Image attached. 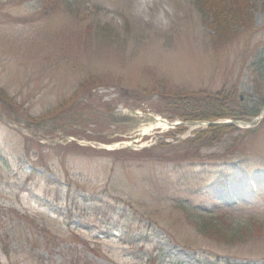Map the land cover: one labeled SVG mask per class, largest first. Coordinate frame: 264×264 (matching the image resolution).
<instances>
[{
	"label": "rangeland",
	"instance_id": "obj_1",
	"mask_svg": "<svg viewBox=\"0 0 264 264\" xmlns=\"http://www.w3.org/2000/svg\"><path fill=\"white\" fill-rule=\"evenodd\" d=\"M128 1L0 0V264H264V114L198 150L187 142L207 127L143 135L117 111L178 123L169 95L226 81L257 103L245 63L264 46V0H250L254 33L216 45L227 5ZM199 157L250 165L258 181L222 203L219 189L197 195L176 169ZM211 218L256 239L213 242L194 227Z\"/></svg>",
	"mask_w": 264,
	"mask_h": 264
},
{
	"label": "trees",
	"instance_id": "obj_2",
	"mask_svg": "<svg viewBox=\"0 0 264 264\" xmlns=\"http://www.w3.org/2000/svg\"><path fill=\"white\" fill-rule=\"evenodd\" d=\"M205 1H208L214 9L222 6L220 4H223V6L227 5L230 9L229 12L224 13V16L220 15L215 18L216 37L214 38L218 39V41H214L215 45L224 40V38L223 43L229 42L233 37L235 39L237 36H240L241 32L252 34L256 31L252 13L249 12L250 0ZM245 67L248 69L250 76L253 77L255 91L258 92V89H260L259 93H263L262 95L258 94L257 103L249 104L246 101L238 99L237 88L239 87V83H227L226 81L222 89L214 93L202 90L196 93L185 91L169 95L170 102L173 105L169 120L176 119L181 122H217L230 119L232 121L249 122L250 120L247 119L257 117L264 106V46L253 49L248 55ZM262 122H264V117ZM177 130L180 131L179 133L184 131L179 126L176 130H172V133H175ZM249 131L250 129L239 130V128L231 125L210 127L198 133L196 138L188 140V144H186L199 150L202 147L214 146L222 140L227 141L229 139L227 135L232 132H245V135H247L250 133ZM200 158L186 160L188 161L187 163L190 162L192 164L189 165V169H186L183 163L177 164L176 173L187 175L189 184L195 187L194 193L202 197L211 198L219 189L224 192V196L218 200L222 203L225 195H229L231 184L234 187L235 194H237L241 184L253 185L258 181L253 174L254 172L251 169H246L252 168L248 164V166L240 167L239 162L228 161L222 157L221 160L215 159L209 161ZM243 162L241 160V163ZM236 178L239 179L237 182ZM241 179L243 180L241 181ZM218 223V220L214 218L208 220L202 219L195 222L194 227L205 238L226 246L248 245L256 239L255 235L258 233L256 229L252 230L244 227L225 230L224 224ZM132 243L130 241L126 245H131Z\"/></svg>",
	"mask_w": 264,
	"mask_h": 264
},
{
	"label": "water",
	"instance_id": "obj_3",
	"mask_svg": "<svg viewBox=\"0 0 264 264\" xmlns=\"http://www.w3.org/2000/svg\"><path fill=\"white\" fill-rule=\"evenodd\" d=\"M0 103H2V100L1 99H0ZM263 113H264V107L261 110L260 115H262ZM153 118L154 117H152V116H145L142 119L135 120V119H131V118H126L125 116L124 117H120V119H121L122 122H124V123L125 122H128L129 124H131L132 127L142 126V125H145L147 123H150V122L153 121ZM14 119L17 122H20L16 117H14ZM164 122L167 123V127L170 128V129L171 128L173 129L176 126L180 125V124H177V123L172 124V123H168L166 121H164ZM20 123H22V122H20ZM228 123L230 125H234V124L235 125L236 124H242V125H245V126H251L252 125V123L247 124V123H244V122H241V121H238L237 122V121H229V120H228V122H225L223 124H228ZM187 124H189V125H197L198 124V126H207V127H210V126H215V125H221L222 123H220V122H216V123H208V122H188ZM38 125H39V123L36 124V126H38Z\"/></svg>",
	"mask_w": 264,
	"mask_h": 264
},
{
	"label": "bare ground",
	"instance_id": "obj_4",
	"mask_svg": "<svg viewBox=\"0 0 264 264\" xmlns=\"http://www.w3.org/2000/svg\"><path fill=\"white\" fill-rule=\"evenodd\" d=\"M126 1L129 2L128 0H120V3L124 5ZM134 117H135V120H137L139 118V115L135 113ZM208 123H216V122H208ZM215 126H219V125H215ZM215 126H210V127H215ZM204 127H207V126H204ZM210 127H207V128H210ZM138 128H140V131L142 132L143 135L144 134L146 135L148 132H150L153 129H158V128L167 129V123H165L161 118L155 116L152 122L145 124V126L143 125L139 126Z\"/></svg>",
	"mask_w": 264,
	"mask_h": 264
},
{
	"label": "flooded vegetation",
	"instance_id": "obj_5",
	"mask_svg": "<svg viewBox=\"0 0 264 264\" xmlns=\"http://www.w3.org/2000/svg\"><path fill=\"white\" fill-rule=\"evenodd\" d=\"M97 115H98V113H97ZM104 115H105V113H104V114H102V113H101V114H99V115H98V117H97V120H101V119H102V117H105Z\"/></svg>",
	"mask_w": 264,
	"mask_h": 264
}]
</instances>
